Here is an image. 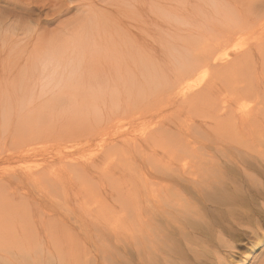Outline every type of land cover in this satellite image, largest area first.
<instances>
[{
    "label": "bare ground",
    "instance_id": "obj_1",
    "mask_svg": "<svg viewBox=\"0 0 264 264\" xmlns=\"http://www.w3.org/2000/svg\"><path fill=\"white\" fill-rule=\"evenodd\" d=\"M74 1L60 0L58 2L60 4L57 5L54 0L49 6L45 4L41 6L34 5V1L22 3L20 0L17 2L0 0V9L20 10L22 14L36 17L40 16L44 8L57 10L49 16L57 18L77 8V17L66 26L71 29L68 32L74 33L68 37L64 33L60 38L50 39H46V35H41L40 41L46 40L44 49L38 51L37 48L32 51L13 72V78L10 79L13 88L4 96L5 100L0 102L2 124L0 146L4 151L0 153V160L10 161L13 157L25 159V154L44 151L49 143L57 142L63 137H73L69 139L72 141L80 135L81 138L83 134L86 140H91L99 133L98 128L108 120L105 115L109 111L108 106L110 110L113 109L112 111L117 110L118 114L127 113L133 106H137L134 105L137 101L146 100L151 104L156 102L155 108L149 104L152 112L162 115L163 118H167L169 114L164 108L166 106L176 107V110L184 109L188 113L203 107L215 111L218 107V114L211 116L221 129L234 112L241 122H245L244 125L254 123L259 115H264L256 105H249L251 101L247 96L253 92L250 81L256 77L260 81L264 78V0H204L200 5L194 6L193 17L179 14L177 6L170 5L164 8L156 6L158 9L154 12L161 13L164 18L173 21L180 30L169 32L159 39L152 37L153 41L148 38L139 39L137 34L134 32L132 34L127 28L116 26L120 25L115 18L116 13L129 11V6L127 7L123 0H120L118 8L113 10L108 9L106 5L105 8L100 3H107V0L88 1L82 5L73 4ZM183 1L174 2L178 5ZM197 15L199 23L194 29L190 26L180 27L192 23L194 16ZM39 23L42 24L43 21L39 20ZM1 24L5 25L4 19H0ZM15 24L17 25L16 22ZM151 24L152 28L159 26L157 20L153 18ZM215 28L217 30L221 28L224 35L220 36ZM244 32H250V35L235 45L229 43L232 35ZM222 45L230 46H226L224 52L216 53V48ZM228 50L235 54L234 57ZM89 53L94 54L96 59L92 60V54ZM159 57L165 60V63H159L156 60ZM106 59L108 73L105 65H102ZM252 61L253 63L255 61V64ZM165 68L177 73L174 74L176 79H172L175 81L169 79ZM195 71H200L198 81L193 82L194 84L184 83L179 87L177 81L181 79L183 82V78L187 76L193 78L192 74H196ZM117 116L119 118V115ZM93 118H96L95 121L100 120L96 123L98 127L94 129L93 125L88 131V127L85 126H88V122L91 123ZM169 118L171 117L167 119ZM185 119L187 121L180 122L179 125L174 124V119L170 121L180 127L178 131H169L170 125L166 126L168 123L164 121L159 126L145 129L138 137L125 138L127 139L125 141L123 138L125 133L117 128L114 130L113 127L114 132L107 130L100 137L99 146L95 149L93 156L101 157L99 161L93 159L85 162V159L71 158L60 171H47L45 175L38 177L31 174H16L9 178L10 183L13 180L23 182L24 176L28 182L35 181L39 189L46 190L56 197L55 192L64 184L61 179L62 173L65 172L63 174L75 183L76 177L80 181L84 196L88 198L82 202L88 206H84L87 210L81 219L93 223L97 232L107 233L108 239L114 238L116 241L126 243L124 248H121L122 252L116 250L117 253L114 254L116 260L112 258L110 264H234L237 246L251 234H258L260 218L261 216L264 218V140L259 141L260 137L264 138L262 134L255 140H246L248 142L253 140L255 148L258 147L251 152L252 154L239 152V149L236 154H224L222 163L234 162L236 164L234 168L224 166L223 169L219 164L215 165L214 157L209 154L208 162L205 161L207 171L203 169L205 171L203 183L194 177L190 180L191 187H178L176 193L181 197L174 201L178 208L176 210V205H172L175 207L172 212L167 208L166 210L158 208L168 204V196L166 198L161 195L164 188L157 189V193L154 190L156 187L152 188L151 184L149 188L154 191L148 192L149 196L141 198L140 190L141 192L137 194L140 199L134 201L132 194L139 188L136 186V192L133 190L131 194V189H135L133 184L136 185L134 178L128 181L126 188L129 187L125 189L126 192L122 189L125 188L124 184L123 186L122 183L113 184L118 192L116 198H113L112 192L111 195L118 206L112 202L110 205L108 202V206L105 205L102 188L99 187L97 190L91 186L94 181L89 175L90 167L98 170L104 180L108 181V174L114 175L111 173L114 167L125 165L126 169L134 166L137 171L139 168L143 170L144 168L140 166L136 167L138 160L136 158L141 157L148 161L151 158L154 160L155 156L157 158L158 149L155 145H159L161 152L169 153L170 156L175 148H184L185 145L178 141H184L183 135L185 139V136H190L185 132L187 129H190V132L192 126L196 124L192 116L190 118L185 116ZM204 123L210 125L208 122ZM77 124L79 126H76ZM165 128L170 134L163 137L160 131L163 135ZM108 135L113 137L110 139ZM156 136L157 139L162 137L159 138L161 144L159 142L152 145L150 142L154 141ZM168 140L170 142L176 140L177 143L174 141L167 145L170 143ZM185 143L189 144L184 141ZM148 144L152 147L146 148ZM12 148L15 152L10 151ZM147 154L155 156L149 158ZM169 157L166 155L165 159ZM194 157L193 159L197 156ZM159 158L156 160L160 161L161 158L163 160L162 156ZM170 160L173 159L170 157ZM144 161L143 164H146ZM157 161L156 163H159ZM123 162L126 164H122ZM169 166L171 164L168 165L170 171L179 167L171 166L174 168L171 170ZM152 167L155 170V167ZM165 167L167 166L162 165L161 168ZM144 178H140L143 183L147 182V178L143 180ZM45 179L55 187L53 190L45 186ZM239 181L243 183H238ZM105 183L102 186L108 187L107 182ZM166 193L164 192V195L170 194L168 191ZM137 195L134 198H137ZM174 195L178 198L177 194ZM19 199L25 198L16 196L13 190L9 195L0 181V260H2L0 264H16L8 255L15 249L18 256H14V259L18 260L19 264H52L53 256H47L46 261L41 260L43 257L40 251L31 240L29 230L25 229L29 217L24 212L25 204L18 201ZM108 210L114 213L110 211L108 213ZM165 211L168 214L170 211L172 215L162 217ZM19 226L22 227L21 232ZM82 227L85 228V232L92 230L88 223L82 224ZM132 244L136 249L133 250ZM69 253L66 254L69 257L68 263L65 253L60 252V264H86L90 260L88 258L90 255L85 257L88 258L86 261L83 258L80 260L75 252ZM253 262L264 264V258L255 256Z\"/></svg>",
    "mask_w": 264,
    "mask_h": 264
},
{
    "label": "rangeland",
    "instance_id": "obj_2",
    "mask_svg": "<svg viewBox=\"0 0 264 264\" xmlns=\"http://www.w3.org/2000/svg\"><path fill=\"white\" fill-rule=\"evenodd\" d=\"M13 1L17 2L19 0H13ZM29 1H32V2L34 1L35 3L34 5L38 4V5L43 6V4H45L49 6V4L50 5L53 4L54 0H20V2L22 3L29 2ZM88 1L92 2L93 0H75L73 4L82 5L84 3H87ZM119 1L120 0H107V3H104V2H100V3L103 4L104 7L106 5L108 9L113 10V9L118 8ZM123 1L127 3V7L129 6L128 7L129 11H126L127 13L123 11L116 13L117 16L115 18L116 20H118L120 25L114 21L113 22L118 24L116 25L117 27L127 28V30L130 31L132 34L134 32L135 34L138 35L139 39H142V40L143 38H146V39L148 38L149 40L150 39L152 40V37L154 39H159L160 37H162L163 35H166L169 32H174V30H180L178 26L174 25L175 23L173 21H170V19L168 18L167 19L164 18L161 13L154 12V10L157 11L158 6L162 8H164L165 6L168 7L170 5L177 6V12L179 14H182L188 17H193L192 10L194 9V6H198L204 2V0H184L183 2H179L177 5L174 2L175 0H123ZM230 1H233V0H230ZM55 2L57 3V5L60 4L58 3L60 2V0L58 1L55 0ZM132 8H133V11H132ZM125 9L128 10L126 7ZM18 11H8L7 9H4V10L0 9V19H4V22H5V25H2V24L0 25V102L5 100L4 96L8 94L13 88L10 79L13 78V75H14L13 72L16 71V68L19 66L18 64H22L25 61V59L30 55V53L36 50L37 48H38V51H41L42 49H44V46H45L44 42L46 40L40 41L41 35H46L47 36L46 39H50L54 37L60 38L62 34L64 35L65 33V36L68 37L72 35L74 31L68 32V31H71V29L66 28V26H68L69 23L77 17V8H74L71 13H67L65 15L63 14L58 18L49 17L54 11H57L54 8L42 9L40 16H37V17L35 15H25V14L20 13L21 12L20 10ZM37 12H39V10L36 11V13ZM152 18L154 20H157V22L159 23V26L157 28H155L156 26L152 28V24H151ZM198 19H199V15H197V17L194 16V20L192 23H189L187 25H181L180 27L190 26V27H193L194 29L196 24L199 23ZM39 20H42L43 23L40 24ZM109 21L110 23H112L111 22L112 20L109 19ZM15 22L17 23V25L15 24ZM216 28H215V31L218 34H221L220 36H223L224 32L222 34V29L220 28L219 30H217ZM249 33L250 32L234 34L230 37L229 43L231 45H235L237 42L243 40V38L250 35ZM226 46H230V45H222L216 48L215 52L216 53L224 52V50H226ZM230 52H231V55L234 57L235 54L232 51ZM92 55H91L92 60H95L96 56L94 54ZM86 59L88 60V57ZM156 60L159 63H165V60H162L161 57L157 58ZM96 63L97 61H95V65ZM253 64H255V61ZM102 65H105L107 73H108V59L102 62ZM165 70L168 76L170 77L169 79L171 81H175L172 79H176L175 75H177V73L173 72L172 70L169 71L166 68ZM195 73L199 74V76L196 74H192L193 78H189L191 76L185 77L187 78V80L183 78L185 82L184 80L182 82L181 79L179 80L181 82L177 81L179 87L184 85V83L186 84L196 83L198 81V78L200 77V71H195ZM173 75L175 76V78ZM194 75H195V78H194ZM192 80H195V81H192ZM250 87L253 89V92L247 95L249 98V101L252 102V103L250 102L249 105L250 106L252 104L256 105V108L259 109L260 112L263 111V114H264V78L262 81L258 80L257 77L254 78L253 81H250ZM177 89L179 88L177 87ZM123 101H125V99H123ZM147 102L149 101L144 100V102L137 101L138 104L134 103V105H137L138 107L133 106L134 110L131 109V111L129 110L127 112L129 115L131 114L130 116H127L128 114L126 112L118 114L117 110L112 111L113 109L110 110V106H108L109 111L105 114L108 117V120L105 121L98 128L99 133L96 136L92 137L91 140H86L83 134H82L83 138L82 137L79 138L81 136L80 135L72 141L69 139H73V137H63V138H60L57 142L49 143L46 146V150L44 151H37L32 154H25L26 156L25 159H15L13 157V160H10V161L0 160L1 184L6 188V191L9 193V195L11 194V191L13 190L15 191L16 196H21L25 198V199L18 200L25 204L24 212L26 213V216L29 217L25 229L27 228L29 230L30 235H31V240L36 246V249L40 251L41 254L40 253L39 254L43 257L41 260L46 261V257L50 255V256H53L52 264H60V260H59L60 252L65 253V259L67 262L69 260V257L66 256V254H68L69 252H75L76 255L79 256L80 260L82 258L85 259L86 261L88 258L91 260V261L88 260L86 264H89L90 262H93L94 260L95 262H93V264H110L112 261L111 260L112 258L116 260L115 258L116 256L114 254H116L118 251H121L122 250L121 248H124L126 243L125 241L120 242L121 240L116 241L114 238L108 239L107 233L97 232L95 230L93 223L81 219L83 218V215L86 213V210H87V208H85L84 206L85 205L88 206V204H84L82 202L83 200H86L88 198L84 196L83 191H82V186L80 185V181L76 179V177H74L76 181L75 183L73 180H70V178L66 174H63L65 173L63 172L61 179L64 184L59 188L57 192H55L57 196L54 197L53 195L48 193L46 190L39 189L36 186L35 181L32 180L31 182H28L27 180H25L24 176H23V182H15L13 180L10 183L9 178L12 177L13 175L15 176L16 174H22V175L31 174L34 177L43 176L45 175V173H47V171L62 170L63 165L67 162L68 159H71V158L85 159V162L91 161L93 159H95L96 161H99L101 157L93 156V155H94V152H96L95 151L96 147L99 146L98 143L100 141V137L103 136V134L107 130H111L112 132H114V130H117V129L122 130V132L125 133V136L123 137L125 141L127 140L125 138L138 137L140 136L141 133H143L145 129L147 128L150 129L151 127L159 126L164 121L168 123L166 126L168 125L171 126V127L169 126V129L167 127L169 131H174V130L178 131L177 129H180V127L174 124L176 123L179 125L180 122L187 121L185 119V116L189 118L190 116H192L195 119L196 124L192 126V129L190 131L191 134L189 132L190 129H187L186 126H185V130L187 129L188 132L187 130L185 132L184 128H182V131L184 130L183 132H185L187 135H190L188 137L185 136L186 139L184 138V135L182 136L184 141L189 142V144H186V143L184 144V141H181V142L178 141L180 144L183 143V145L187 147L185 149L186 152L184 150L185 147L180 148V149L175 148L176 150L172 149L174 151L172 152L173 154H171L170 156L169 153H162L161 152L162 150L159 149L161 148L159 145H155V147L158 149V153H156V155L158 154L157 158L159 157L161 158V156L163 157V160L161 158L162 164L160 162L161 160L160 161L158 160L160 164L156 163L157 158H155L156 156L154 154L152 155L147 154L149 155L147 157L150 158V156L152 157L155 156L153 157V159L155 160V163H154V160H151L152 158L149 159L150 161H148V159H141V157H137L136 159H138L137 160L138 163L136 162L135 165H137L136 166L137 168L139 166L142 167V169L144 168L143 170L139 168V171H137L138 169L135 170L136 168H133L134 166L131 167L132 170L129 168L126 169L125 165L120 166L121 168L114 167V170H113L114 172L111 171V173H113L114 175L108 174V181L104 180L103 176L100 175V172L98 170H96L94 167H90L89 175L93 177L92 180L94 181L91 184V186L94 189L97 188V190L99 187L102 188L101 193H102V197L106 200L105 205L108 206V202H109V205L113 203L114 205L118 206V203L115 202V200L113 199V198H116V195H117L116 193L118 192L117 188L114 189L113 184L116 185L117 183H122L121 184L122 186L124 184L125 188L123 187L122 189L125 191V189L129 187L128 186L126 188L127 184H129L130 182V179L134 178L136 185L133 184L134 185L133 187L135 189H131L132 191L131 194L134 192L133 190H135L136 192L137 190L136 186L139 187L137 192L132 194L134 195L133 196L134 201L137 199H140L139 195H141V198H144L150 195L148 194V192L151 193L154 190L156 191L157 189L161 190L162 188H164L163 191L161 192V195L165 196L166 198L168 196L167 199L171 201L170 202L168 201L167 205L166 204L162 205L161 206L162 208L160 207L158 208L159 209L164 208V210H166L165 208H167V209H170V211L172 212L175 209V207L177 210L178 205L175 202L179 199V197H181L180 195L178 196V193H176L178 187H185V188L191 187L190 180L194 177H196L200 182L203 183L204 178H205L204 172L207 171V169L205 168V165H206V162H208L210 155L214 157V160L216 161L215 165L219 164V166L223 169H224V166H227L229 169L234 168L236 166L234 162L222 163L224 159L223 157L224 154H227V153L236 154L238 153L237 149H239L238 150L239 152L244 151V152H247L248 154H252L251 153L252 151H254L255 149H258V147L255 148L256 145H254L253 140L261 136L260 134L264 136V115L262 114H261L262 116L261 115L258 116V119H256V121H253L254 123L244 125L243 123L245 122H241L239 117L235 116L236 115L235 112L234 113L231 112L232 113L231 118L229 121H227L225 125L226 128L223 127L221 129L218 126L219 124L215 121V119H212L213 117L211 116L212 114H218V111H217L218 107L216 108L215 111L213 110L209 111L207 110L208 108L203 109L204 108L203 107L200 110L195 109V111L188 113L184 109L176 110V107L173 108V106L164 107L165 105L163 103L164 106L163 105L162 106L166 108V113L169 112V114H167V118L169 116L172 118V119L171 118L167 119V118H163L162 115L159 116V114H153L151 107L155 108L156 102H153L152 104L150 102L147 104ZM158 103L159 102H157V104ZM149 104L151 105V107ZM142 105H144L147 108H145ZM140 108L142 109L139 110ZM117 115H119V118ZM95 119L96 118H93L92 122L91 123L88 122V126L87 125L85 126V127H88V131L92 128L93 125H94V129H97L98 126L96 125V123H98L100 120L95 121ZM173 119H174V124L170 122V121H173ZM226 120L227 119H224V121ZM204 122H208L210 123V125H206ZM0 125H2L1 121H0ZM76 126H79V124H77ZM120 126H123V127H120ZM113 127H114V130L112 129ZM224 128L225 130L226 129L227 130L225 131ZM217 129L220 130L221 132H219ZM161 130L163 131L164 128ZM215 130H217V132ZM158 133L159 132H157V136H159ZM160 134L161 136L164 137L165 135L170 134V133L165 128L163 135L161 131H160ZM1 136L2 135H0V138ZM157 136L154 139V141L150 142L151 144L152 143L156 144L159 142L161 144V140L159 139L161 136L158 137V139H157ZM112 137L113 136L108 135V138L111 139ZM122 139L121 141L124 142ZM247 139H253V140L252 142H248L246 141ZM263 140L264 138L260 137L259 141H263ZM174 141H171V142H174ZM168 142L170 141L168 140ZM171 142L168 143L167 145L171 144ZM151 144H148V147L146 148H151L152 147ZM11 146L9 147L11 148ZM10 151L15 152V149L12 148ZM1 152H4V151H3V148L0 146V153ZM175 152H178V153L175 154ZM13 154H18V153H13ZM164 155L165 156L167 155V158L170 156L171 159L173 160H170V157L169 159L167 158L165 159ZM172 155H174L176 158L173 157ZM13 156H17V155H13ZM192 156L193 157L197 156L196 158L194 157L197 160L193 159ZM204 159H207V160H204ZM143 161L146 164H143ZM122 164H126V163L123 162ZM149 164L151 165L150 167H149ZM170 164L174 168L178 166L179 167L173 170L174 168L173 167L171 168V166H169V168L173 170V171H170L168 169V165ZM162 165L163 167L167 166L165 167L167 169L161 168ZM152 166L155 167V170H153L154 168ZM157 169H159V171L161 172H157L158 171ZM203 169L205 171H203ZM163 171H166V172H163ZM115 172L117 175L115 174ZM129 173L131 174L129 175ZM203 173H204V176H203ZM168 175H172L171 176L172 178L170 176L168 177ZM142 176L146 177L147 179ZM116 177L119 179H117ZM140 178L141 179L144 178L143 180L146 179L147 182L150 181V183L148 182V186L146 185L147 182L145 181V183H143L144 181H142ZM105 182H107L108 187L102 186L103 183L106 184ZM238 183H243V182L239 181ZM143 184L145 186H143ZM149 184H151L150 185L151 187L154 186L156 188L154 190L153 189L150 190L151 187L149 186ZM45 186H48L52 190L55 188L52 185V183L47 179H45ZM146 187H148L147 190H145ZM173 187H176V189ZM165 188L167 189L169 188V189L166 190ZM167 191L171 195L173 194L172 196L174 198L170 196V194L166 195ZM111 192L113 193L114 197L111 195ZM164 192L166 193L165 195H164ZM138 193L139 195H137ZM174 193L177 194L178 198H176V195H174ZM135 195H137L139 198L138 197L134 198ZM172 205H176V206L173 207ZM109 211L110 210H108V213ZM170 211H169V214L168 212L165 211L162 217L165 218L166 216L172 215ZM110 213H112V211H110ZM86 223H88L92 227L91 231L85 232V228L82 227V224H86ZM20 226H19V232H21L22 230V227ZM118 243H120V245ZM132 246H133V250L136 249V246L134 244H132ZM8 255H9V258H12L16 264H19L18 260L14 259V256L15 257L18 256V251L16 249L13 250V252L9 253ZM86 256L87 257L89 256V257L85 258ZM235 256L236 258H235L234 264H255L253 262V258L255 256L256 257L261 256V259L262 257L264 258V218H262V216L260 218V226L258 229V234L257 235L251 234L247 238L243 239L240 242V245L237 246ZM118 257L119 255H117V258ZM0 261L2 262V260ZM256 264H259V263H256Z\"/></svg>",
    "mask_w": 264,
    "mask_h": 264
}]
</instances>
